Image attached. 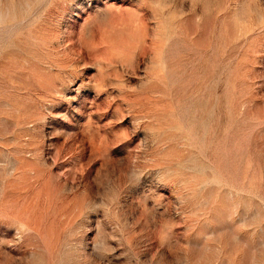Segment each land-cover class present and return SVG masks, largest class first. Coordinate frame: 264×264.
<instances>
[{
	"label": "rangeland",
	"instance_id": "rangeland-1",
	"mask_svg": "<svg viewBox=\"0 0 264 264\" xmlns=\"http://www.w3.org/2000/svg\"><path fill=\"white\" fill-rule=\"evenodd\" d=\"M0 264H264V0H0Z\"/></svg>",
	"mask_w": 264,
	"mask_h": 264
}]
</instances>
